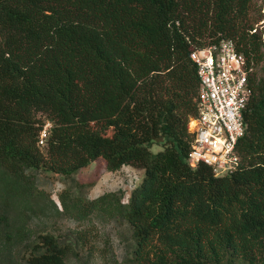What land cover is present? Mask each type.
<instances>
[{"label":"trees","instance_id":"obj_1","mask_svg":"<svg viewBox=\"0 0 264 264\" xmlns=\"http://www.w3.org/2000/svg\"><path fill=\"white\" fill-rule=\"evenodd\" d=\"M252 7L0 0V264H66L98 220L127 227L128 264H264V23ZM223 39L251 66V95L237 169L215 176L185 162L198 89L188 55ZM96 159L106 171L141 170L124 200L120 190L87 198L66 186L56 204L27 171L81 189L90 183L73 176ZM61 217L77 226L71 240L46 229Z\"/></svg>","mask_w":264,"mask_h":264},{"label":"built area","instance_id":"obj_2","mask_svg":"<svg viewBox=\"0 0 264 264\" xmlns=\"http://www.w3.org/2000/svg\"><path fill=\"white\" fill-rule=\"evenodd\" d=\"M188 56L196 68L198 89L197 114L187 123L191 140L185 162L191 168L205 164L215 176L230 174L239 164L235 145L244 134L242 113L251 95L252 68L229 39L194 48ZM49 126L45 119L37 144H42Z\"/></svg>","mask_w":264,"mask_h":264},{"label":"rangeland","instance_id":"obj_3","mask_svg":"<svg viewBox=\"0 0 264 264\" xmlns=\"http://www.w3.org/2000/svg\"><path fill=\"white\" fill-rule=\"evenodd\" d=\"M251 2L253 10L259 9L262 14L261 20L256 23L260 27L264 23V0H251ZM187 129L189 130L188 126ZM27 171L34 174L36 186L45 194H48L49 198L56 204V193L66 186L72 187L74 192L79 191L81 195L87 198L106 191L120 190L122 193L121 200H124L141 174L140 169L130 165H122L117 170L106 171L102 166V161L96 159L81 168L73 176L75 181L90 183L89 186L78 189L75 188L71 180H67L59 174L42 169H28ZM39 220V223L43 222L41 218ZM53 222L51 225L46 226V229L62 239L68 238L71 240V231L77 227L75 223L62 217ZM39 223L36 218L33 219V224L40 227ZM93 226L96 232L89 247L76 248V256H71L66 264H128L126 258L131 247V241L127 227L119 225L115 221L104 220L95 221Z\"/></svg>","mask_w":264,"mask_h":264}]
</instances>
